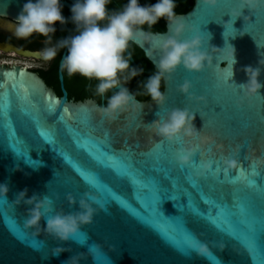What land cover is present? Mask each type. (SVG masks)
<instances>
[{
  "label": "water",
  "instance_id": "1",
  "mask_svg": "<svg viewBox=\"0 0 264 264\" xmlns=\"http://www.w3.org/2000/svg\"><path fill=\"white\" fill-rule=\"evenodd\" d=\"M25 2L0 0V19L13 23ZM237 2L217 0L209 7L203 0H194L186 13L175 14L185 23L179 39L200 36L201 50L209 57L205 67L191 72L177 66L164 74L161 104L138 100L121 80L110 90L126 88L135 108L130 104L113 119L97 111L103 104L92 99L73 101L63 88L58 96L37 73L0 62V184L6 186L0 196V264H68L72 258L76 264H264V4L254 11L244 9L234 19L229 13ZM73 3L60 0L69 11ZM152 34L149 41L130 43L156 69L159 43L172 35L171 25L165 21V31ZM0 51L44 60L38 51L11 44L0 43ZM66 51L63 48L58 64L60 82ZM129 53L128 48L125 56L138 71ZM247 66L259 70L261 84L251 97L239 88L247 81ZM184 81L191 85L187 92L179 90ZM173 109L187 110L193 116L195 136L181 132L168 141L155 133L156 124ZM86 137L97 141L101 151L128 154L147 183L132 187L101 173V182L107 180L115 196L104 202L79 170L86 160L81 148L90 143ZM160 145L163 150L155 160L152 151L160 150ZM188 146L195 149L193 163L180 166L177 151ZM229 157L236 166L226 173L223 161ZM203 160L212 162L211 170L197 176ZM217 168L221 181L233 177L235 182L216 183L213 169ZM188 179L198 180L204 192L232 210V231L222 232L203 216L188 212L193 202L207 205L206 200H197L200 192ZM32 197V204L25 203ZM45 198L47 216L74 215L82 211L81 199L89 204L92 217L80 225V238L61 241L48 234L44 215L36 226L24 224L35 202ZM178 221L184 233L207 245L209 256L197 255L181 244ZM56 248L62 251L53 255Z\"/></svg>",
  "mask_w": 264,
  "mask_h": 264
},
{
  "label": "clouds",
  "instance_id": "2",
  "mask_svg": "<svg viewBox=\"0 0 264 264\" xmlns=\"http://www.w3.org/2000/svg\"><path fill=\"white\" fill-rule=\"evenodd\" d=\"M110 0H74L70 7L71 20L76 26V34L63 39L53 47H45L40 55L44 60H51L57 54L58 48H66L60 68L68 76L80 75L89 80H95V94L102 96L108 90L117 88L121 80H127L137 75L136 69L129 67V60L125 57V51L129 47L130 41H149L153 39L150 31H145L144 27L151 29L157 21L163 18L171 25L172 35L166 36L159 43L161 55L156 64V71L144 83L143 87L147 96L156 104H161L164 96L160 91V83L164 74L172 73L177 66L191 72H198L205 67L204 62L209 58L201 50V38L199 35L191 39H179L185 29V23L175 15V0H156L155 3L141 5L139 0H126V3L119 11H109L106 5ZM209 6L214 7L217 0H203ZM264 4V0H238L236 7L230 10V16L237 18L242 11H254ZM60 0H26L20 12L13 22V34L17 38H27L33 33L50 39V33L55 31L53 25L57 22L63 24L65 18L61 15ZM244 18V17H243ZM233 19V20H234ZM48 41L46 40L45 43ZM129 56L131 53L128 54ZM232 62L234 55L232 51ZM259 63H262L260 60ZM247 76L246 83L239 86L241 93L245 97L257 95V90L261 84L257 81L259 70L247 66L244 68ZM190 83L184 81L179 87L181 92H187ZM191 98V97H190ZM199 99V98H197ZM133 97L124 87H119L112 93L105 106L98 107L97 111L109 119H113L117 113L131 104ZM193 116L187 110L173 109L163 122L155 126V133L172 141L183 132L184 136H195L196 131L191 125ZM195 149L192 146L178 149L176 162L180 166L192 165L191 157ZM224 171L236 166V161L229 157L223 161ZM212 162L203 160L198 165L195 172L197 176H203L205 172L211 170ZM6 193V186L0 184V196ZM87 195V194H85ZM24 196V192L19 194ZM69 203L72 202L71 195L67 196ZM94 199V198H93ZM35 197L29 198L25 203L32 204ZM48 200L36 201L24 220L26 226H36L42 215L47 213ZM82 211L69 215H44L45 231L53 237L64 241L74 239L80 232V225L90 222L93 209L84 199L79 201ZM43 209V211H42ZM188 247L200 256H209L210 252L204 243L192 237ZM95 246L89 249L94 252ZM62 249H53L52 254L57 255ZM95 259V256H94ZM68 264H76V259L72 258Z\"/></svg>",
  "mask_w": 264,
  "mask_h": 264
},
{
  "label": "snow or ice",
  "instance_id": "3",
  "mask_svg": "<svg viewBox=\"0 0 264 264\" xmlns=\"http://www.w3.org/2000/svg\"><path fill=\"white\" fill-rule=\"evenodd\" d=\"M101 147L102 146L99 145L97 141L90 139V143L87 148H81V151L84 152L86 160L79 165V170L84 176V181L87 185L95 189L101 195L104 202L112 201L115 196L114 190H112L109 186V182L107 180L101 182V173H107L116 180L129 182L132 187H140L147 183L148 179H146L142 174V171L135 166V163L131 160L128 154L121 153L120 155H117L114 152H109L107 149L101 151ZM162 150L163 145H160V150L154 149L152 151V156L155 160L160 158V152ZM218 170L219 168L213 169V178L216 183L235 182V178L233 177H225V179L221 181L218 176ZM164 173L167 175L168 170L164 169ZM187 181L192 185V187L196 188L200 192V196L197 197V200L207 201V205L193 202L192 206L188 209V212L193 213L196 216H203L210 225L222 232L232 231L235 226V220L233 218L235 214L232 210L224 203L214 198L210 192H204L200 188L198 180L188 179ZM155 182L156 180L153 179V183ZM209 206L212 209L211 212H208ZM240 210L244 211L243 206H240ZM176 229L179 233L181 244L184 247L189 248L188 245L192 241V237L184 233L182 222H176ZM75 238H80L79 234H77V237ZM209 259L212 258L209 257Z\"/></svg>",
  "mask_w": 264,
  "mask_h": 264
},
{
  "label": "flooded vegetation",
  "instance_id": "4",
  "mask_svg": "<svg viewBox=\"0 0 264 264\" xmlns=\"http://www.w3.org/2000/svg\"><path fill=\"white\" fill-rule=\"evenodd\" d=\"M8 25H11V26H8ZM53 27L55 28V31L49 34L50 39H48L47 37L41 36L39 34H36V33H33L31 36L27 38H17L13 34L14 24L8 20L0 19V43L11 44L22 50L38 51L41 53L42 49H44L45 47H53L57 45L59 41L68 38V36L69 37L73 36V32L71 28L66 23L62 25L59 22H57L53 25ZM142 27H144V30H146V26H142ZM46 40L48 41L47 43H45ZM58 49H57L56 56L58 55V51H59ZM0 54L10 56V57H17L24 61H31L34 63L41 64L39 67H36V68H28V67L27 68L30 71L37 73L43 79L46 85L50 87L58 96H61V91L63 88L67 93L68 99H72L73 101H79L76 99L74 94H72L73 86L71 84L73 82L72 79H76V77L78 78V76L80 77V80H83V84H84L83 93L84 94L89 95L92 91H95V86L97 82L95 80L86 79L80 75L68 76L66 73L62 72V82H60L58 78V66H57L56 73L53 72V63L55 61L56 56L51 60H34V59L21 58L14 54H6L1 51H0ZM58 92L60 94H58ZM111 92H115V91H111ZM88 95L84 98V100L86 99L94 100L92 96H88ZM103 96L104 94L101 96V102L103 100Z\"/></svg>",
  "mask_w": 264,
  "mask_h": 264
},
{
  "label": "trees",
  "instance_id": "5",
  "mask_svg": "<svg viewBox=\"0 0 264 264\" xmlns=\"http://www.w3.org/2000/svg\"><path fill=\"white\" fill-rule=\"evenodd\" d=\"M194 0H175L176 7L174 9L175 14H184L186 13L193 5ZM156 0H139V3L141 5L144 4H151L155 3ZM126 3V0H110L108 5H106V8L109 11H119L121 10L122 6ZM61 15L65 18V22L72 30L73 35L76 34V26L73 24L71 20V13L64 8L63 6L61 7ZM63 23V24H64ZM62 24V25H63ZM146 31L150 32H164L165 31V20L163 18L159 19L156 24H154L151 29H147ZM129 51L131 53L132 58L134 59L135 63L137 64L139 70L137 71V75L127 79V80H122L127 86L130 87L131 92L135 97L140 100V101H151L150 97L147 96L145 89L143 87L144 83L147 81V79L153 75L156 71V69L148 62L141 50H139L136 46H134L132 43L129 42ZM58 55L55 58V61L53 63V72L56 73L57 71V66L59 59L61 57L63 48L58 49ZM125 55V54H124ZM126 57V56H125ZM129 67L131 69H134L132 64L129 62ZM73 82L71 83L73 86L72 89V94L76 97L77 100H84V98L88 94L83 93V80H80V77H76V79H72ZM162 80L160 83V91L162 92ZM114 92H111V90H108L104 96L103 100L101 102V96H98L95 94V91H92L88 96H92L95 101L99 104H103L104 106L106 105L108 97ZM58 94H60L58 92Z\"/></svg>",
  "mask_w": 264,
  "mask_h": 264
},
{
  "label": "rangeland",
  "instance_id": "6",
  "mask_svg": "<svg viewBox=\"0 0 264 264\" xmlns=\"http://www.w3.org/2000/svg\"><path fill=\"white\" fill-rule=\"evenodd\" d=\"M19 59V60H17ZM2 60H6V61H14V62H21V63H25L29 66V68H36V67H39L41 64L39 63H34V62H31V61H24L20 58H17V57H10V56H6V55H1L0 54V62Z\"/></svg>",
  "mask_w": 264,
  "mask_h": 264
},
{
  "label": "bare ground",
  "instance_id": "7",
  "mask_svg": "<svg viewBox=\"0 0 264 264\" xmlns=\"http://www.w3.org/2000/svg\"><path fill=\"white\" fill-rule=\"evenodd\" d=\"M1 63H4V64H14V63H15V64H19V65H21V66L23 65V66L26 67V68H27V67L29 68V66H28L27 64H25V63H21V62H17V63H16V62H14V61H6V60H2Z\"/></svg>",
  "mask_w": 264,
  "mask_h": 264
}]
</instances>
